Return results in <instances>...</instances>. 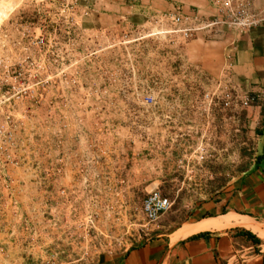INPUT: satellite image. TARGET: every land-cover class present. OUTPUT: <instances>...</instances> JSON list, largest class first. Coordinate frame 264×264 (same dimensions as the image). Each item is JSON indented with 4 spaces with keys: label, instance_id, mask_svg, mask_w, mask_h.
I'll use <instances>...</instances> for the list:
<instances>
[{
    "label": "crops",
    "instance_id": "0c3cea01",
    "mask_svg": "<svg viewBox=\"0 0 264 264\" xmlns=\"http://www.w3.org/2000/svg\"><path fill=\"white\" fill-rule=\"evenodd\" d=\"M73 11L71 19L82 31L101 38L92 55L120 56L123 62L94 65L102 78L91 81L88 94L45 96L40 172L43 199L49 201L45 213L81 214L84 200L94 212L103 194L113 206L116 198L140 200L149 188L192 180L202 167L197 148L205 143L213 155L201 176L226 177L230 167L234 175L226 186L194 203L184 220L157 224L149 239L84 264H264V110L258 106L264 108V23L244 32L220 26L187 41L146 32L166 12L212 21L219 17L213 0H75ZM157 38L164 45L153 49ZM103 39L106 45H100ZM136 51L142 61H132ZM227 68L239 98L259 97L246 112L245 127L255 141L246 170L242 107H210L204 96ZM38 177L27 178L21 197L12 177L14 197L33 223L36 194L30 190ZM56 190L72 203L55 207ZM11 204L0 197V264L15 260L24 242Z\"/></svg>",
    "mask_w": 264,
    "mask_h": 264
},
{
    "label": "rangeland",
    "instance_id": "374dc122",
    "mask_svg": "<svg viewBox=\"0 0 264 264\" xmlns=\"http://www.w3.org/2000/svg\"><path fill=\"white\" fill-rule=\"evenodd\" d=\"M0 189L4 201L13 207L22 230L17 258L1 264H84L103 253L120 252L140 241L149 239L157 224L170 225L187 217L194 203L214 196L234 175L225 168L226 177H202L205 163L197 167L198 176L184 183H164L158 189L173 202L172 209L155 222H149L143 212L144 202L152 191L138 199L116 198L113 206L108 194H103L94 212L84 200L83 213L44 210L49 201L43 199L41 170L43 158V123L45 96L88 94L92 80L102 76L94 72L98 63H122L119 56H93L92 50L101 38L86 34L72 21L75 0H0ZM250 9L264 17V0H245ZM152 31H147L146 35ZM159 38V37H158ZM150 43L157 49L164 45L160 39ZM43 40V42H41ZM106 45V39L100 45ZM139 51L132 58L142 61ZM146 58L143 57V61ZM134 62V61H133ZM106 77L103 76V79ZM81 82L79 87L75 82ZM214 91L210 88L207 93ZM262 107V104H259ZM121 109L117 105L116 110ZM244 113L243 170L249 168L254 155L255 141L250 134ZM113 110V109H112ZM212 168V167H210ZM29 176H39L32 183L36 206L33 220L21 209L14 197L12 177L19 181V196ZM16 184V183H15ZM12 191V193H11ZM63 190H56L53 205L72 203ZM0 196V197H1ZM16 196V195H15ZM138 198V197H137ZM17 208V209H15ZM23 214H22V213ZM32 227H36L32 230ZM29 230V235L26 231ZM27 236V237H26Z\"/></svg>",
    "mask_w": 264,
    "mask_h": 264
},
{
    "label": "built area",
    "instance_id": "2783aa9c",
    "mask_svg": "<svg viewBox=\"0 0 264 264\" xmlns=\"http://www.w3.org/2000/svg\"><path fill=\"white\" fill-rule=\"evenodd\" d=\"M217 6L219 17L212 21H205L197 17H184L177 13L166 12L154 20L155 29L150 36L178 34L185 40L193 39L198 33L214 30L217 27L225 26L227 29L244 32L264 23V17L254 13L245 0H213ZM170 25V29H164ZM43 42V40H41ZM229 69H225L221 81L217 82L214 91L205 95L208 106H218L229 110L239 103L241 107H251L259 103L257 95H248L239 98L236 90L231 86L227 77ZM151 101V99H148ZM199 164L205 163L212 157L213 153L209 146L202 143L197 148ZM173 207L172 200L159 189L153 190L144 202L143 212L146 219L157 222L160 217L169 212Z\"/></svg>",
    "mask_w": 264,
    "mask_h": 264
},
{
    "label": "bare ground",
    "instance_id": "6f19581e",
    "mask_svg": "<svg viewBox=\"0 0 264 264\" xmlns=\"http://www.w3.org/2000/svg\"><path fill=\"white\" fill-rule=\"evenodd\" d=\"M1 2V1H0ZM1 17H2V13L0 12V20H1ZM237 218V217H236ZM225 219V218H224ZM217 221V220H216ZM227 221V220H226ZM238 221V220H237ZM210 224H212V223H210ZM231 224V223H230ZM230 226V225H229ZM208 227V226H207ZM213 227H214V225H213ZM208 229H210V228H208ZM214 229V228H213ZM201 230V229H200ZM204 230V229H203ZM206 230V229H205Z\"/></svg>",
    "mask_w": 264,
    "mask_h": 264
}]
</instances>
